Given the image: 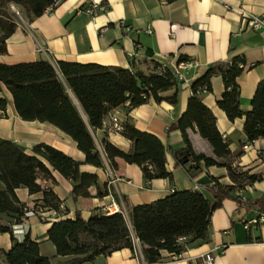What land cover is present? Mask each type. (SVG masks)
<instances>
[{"label": "crops", "instance_id": "crops-1", "mask_svg": "<svg viewBox=\"0 0 264 264\" xmlns=\"http://www.w3.org/2000/svg\"><path fill=\"white\" fill-rule=\"evenodd\" d=\"M101 1L108 9L98 14L89 11L91 0H64L33 20H22L8 38L7 53L0 54V62L47 60L55 68L59 61L98 63L145 73L156 72L155 64L175 70L181 62L191 63L182 69L183 79L177 76L178 86L160 94L165 98L163 101L150 99L136 107L126 103L111 110L124 123L162 140L166 147V167L172 178L146 181L139 165L122 158L116 159L118 166L112 170L103 153L104 140L126 152L132 151L133 143L124 133L110 129L107 116L102 127L90 128L105 158V166L85 163V153L67 133L48 122L23 120L15 109L12 94L4 87L2 95L8 99V107L7 117L0 118V138L17 142L28 153H32L36 144L47 143L82 162V171L98 176L97 184L89 189L91 196L78 198L72 195V181L58 171L53 172L56 184L39 180L62 200L64 213L53 216L47 211L46 220L35 213L28 214L22 221L29 230L27 235L39 243L41 254L50 258L51 264H143V256L130 248L100 255L93 261L72 263L74 256L57 254L48 231L56 221L76 219L77 215L88 220L97 214H112L113 211L108 213V210H114L115 206L129 216L133 207L165 198L177 190H199L209 195L206 188L213 184L214 178L224 185H234L225 167L203 166L192 179L177 166L173 152L182 149L185 143L182 132L170 128L186 111L192 84L206 73L210 64L243 56L245 67L238 83L244 115L230 120L219 108L218 101L225 90L221 75L212 77L211 90L202 93V99L216 115L217 127L228 140L230 150L239 155V166L250 174L262 175V179L235 189L232 194L239 200L225 199L212 213L208 241L191 244L180 257L164 251L161 261L164 264H203V254L212 252L213 264H264V224H251L246 228L250 220L264 213V139L248 142L244 131L245 114L252 109L257 85L264 79V26L252 29L244 20V14L264 18V0ZM70 96L88 123L80 102L72 92ZM173 96H176L175 103L168 99ZM189 134L196 152L214 156L211 144L200 136L196 125ZM106 190L105 195H98L99 191ZM16 193L28 207L43 198L42 192L30 193L25 187L17 188ZM0 225L13 226L5 215L0 217ZM13 243L11 233L0 232V251L10 250ZM0 264H5L1 258Z\"/></svg>", "mask_w": 264, "mask_h": 264}, {"label": "trees", "instance_id": "trees-1", "mask_svg": "<svg viewBox=\"0 0 264 264\" xmlns=\"http://www.w3.org/2000/svg\"><path fill=\"white\" fill-rule=\"evenodd\" d=\"M63 1L0 0V54L7 53V40L21 22L13 10L9 12V4L20 6L27 20H33ZM244 67L243 56L210 64L206 73L192 84L187 109L170 128L179 129L185 143L182 149L173 152L177 166L192 179L203 166L225 167L234 185H224L214 178L213 184L206 188L209 195L199 190H177L165 198L133 207L129 219L122 212H115L97 214L88 220L77 215L76 219L56 221L48 236L58 255L74 256L72 263H83L123 248H130L135 253L136 237L144 261L155 263L162 260L164 251L180 257L191 244L209 240L212 213L225 199L239 200L232 194L235 189L262 179V175L250 174L249 170L239 166V155L230 150L228 140L217 127L216 115L202 99V93L211 90L212 77L221 75L225 90L218 106L230 120L242 117L238 78ZM154 70L156 72L145 73L118 66L68 61H59L58 68L47 60L18 64L0 62V118L7 117L8 99L2 95L6 87L23 120L48 122L67 133L85 153V163L104 167L106 158L114 170L118 166L116 159L122 158L127 163L139 165L146 181L172 178L166 167V147L158 136L124 123L122 133L132 141V151L126 152L104 140V158L90 130L102 127L107 114L119 106L128 103L130 107H136L150 99L161 102L165 99L160 95L162 92L178 86L173 69L155 64ZM70 92L80 102L88 123ZM168 99L176 102V96ZM245 115L244 131L248 142L264 139V79L258 83L252 109ZM195 125L200 136L211 144L214 156L195 151L189 134ZM81 165L82 162L47 143L36 144L32 153H28L17 142L0 138V217H9L15 225L22 223L31 212L35 213L36 207L63 214L62 200L52 188H45L38 181L56 184L53 172L58 171L72 181L74 198L91 196L89 189L97 184L98 176L82 171ZM20 187L28 188L30 193H43V198L30 212L17 196L16 189ZM107 191H99L98 195L103 196ZM0 232L11 233L14 242L10 250L0 251L5 264H51L50 258L41 254L39 243L29 235L19 241L12 226L5 225H0ZM183 237L186 238L184 241L181 240Z\"/></svg>", "mask_w": 264, "mask_h": 264}, {"label": "built area", "instance_id": "built-area-1", "mask_svg": "<svg viewBox=\"0 0 264 264\" xmlns=\"http://www.w3.org/2000/svg\"><path fill=\"white\" fill-rule=\"evenodd\" d=\"M107 9H108V6L105 5L101 0H91V5L89 8L90 12H92L94 14H98L99 12L106 11ZM14 10H15L16 14L19 16V18L21 20H24L23 17L21 16L20 11H18L16 8ZM244 20H246L248 25L254 30H258L264 26V18L256 17V16L249 15V14H244ZM148 31L151 32V30H148ZM190 65H191V63H189V62H181L177 66V68L174 70L175 74L180 79H183L184 76L182 73V69H185V68L189 67ZM107 117L109 119V126H110V129L112 131L121 133L124 130V122L117 115L113 114L112 112H109L107 114ZM245 148H247V147L245 146ZM109 173L112 174V171L110 170ZM33 207L27 206L25 208V210L30 212V211H32ZM61 209L63 210L64 206L61 205ZM47 211H50L53 216L59 215L58 212L55 210H46V209L44 210L42 208H37V207H36L35 214H37L42 220H46L48 217ZM111 211H113V213L122 212L124 215H126L125 212L117 206H115L114 210L109 209L108 213H112ZM251 224H253V225L264 224V213L261 214L259 217H256V218L250 220L246 224V228H249V226ZM24 229H25L24 223L15 224L12 226V232H13L14 236L19 241H23L25 239V236L27 235V233L29 231L27 228V229H25V232H24ZM185 239L186 238L183 237L181 240L184 241ZM134 246H135V254H141L142 255L140 242H139V239L136 237H134ZM202 259H203V264H213L214 254L212 252H206L205 254H203ZM143 264H164V263L162 261H158L155 263H146L144 261Z\"/></svg>", "mask_w": 264, "mask_h": 264}, {"label": "rangeland", "instance_id": "rangeland-1", "mask_svg": "<svg viewBox=\"0 0 264 264\" xmlns=\"http://www.w3.org/2000/svg\"><path fill=\"white\" fill-rule=\"evenodd\" d=\"M7 8H8V10H9V12L11 13L12 12V10L15 12V8L18 10V11H20V13H21V16L23 17V19H28L27 18V16H26V13L24 12V10H23V8H21L20 6H14L13 4H9L8 6H7ZM16 13V12H15ZM19 17V16H18ZM21 20V19H20ZM22 21V20H21ZM128 219H129V216L128 215H125Z\"/></svg>", "mask_w": 264, "mask_h": 264}]
</instances>
